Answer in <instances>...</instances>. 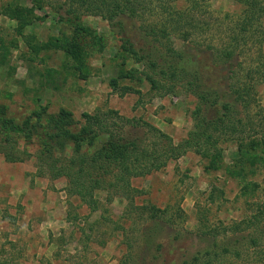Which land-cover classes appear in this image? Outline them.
I'll list each match as a JSON object with an SVG mask.
<instances>
[{
  "label": "rangeland",
  "instance_id": "374dc122",
  "mask_svg": "<svg viewBox=\"0 0 264 264\" xmlns=\"http://www.w3.org/2000/svg\"><path fill=\"white\" fill-rule=\"evenodd\" d=\"M51 2L56 8L67 4L59 12H41L30 0H0V103L18 123L42 109H64L72 113L76 131L83 114L115 112L113 123L130 138L143 136L148 124L175 145L183 143L194 130L198 104L188 81L163 83L174 86L169 92L152 89L142 74L151 72L149 66L124 52V39L144 55L158 54L161 43L183 53L188 80L198 71L213 87L235 83L228 78L238 75L241 84L253 87L251 113L258 104L264 108V17L257 22L242 2L164 0L167 8L187 14H173L177 24L155 39L147 34L160 30L167 14L123 15L111 24L79 7L78 18H65L73 2ZM10 10L22 11L25 20ZM245 19L254 21L246 33ZM74 43L81 61L65 49ZM226 49L235 50L233 60L218 58ZM131 70L137 72L133 79L122 78ZM122 88L131 91L122 95ZM104 140L85 150L95 152ZM39 149L36 141L19 139L13 151L19 161L8 162L0 153V264H185L196 255L204 264L205 251L225 244L240 257L226 255L212 264H264V169L245 182L228 173L240 158L236 140L220 143L215 168L210 158L188 151L159 171L132 178L129 188L97 191L96 211L69 192L67 177H51L39 163ZM72 151L68 147L63 158ZM151 208L161 210L156 219ZM255 217L261 219L257 226ZM149 241L162 248L156 251Z\"/></svg>",
  "mask_w": 264,
  "mask_h": 264
},
{
  "label": "trees",
  "instance_id": "16d2710c",
  "mask_svg": "<svg viewBox=\"0 0 264 264\" xmlns=\"http://www.w3.org/2000/svg\"><path fill=\"white\" fill-rule=\"evenodd\" d=\"M30 1L32 9L41 12H44L46 7L57 9L56 12H59L67 4V2L60 4L56 8L51 0ZM236 1L244 3L247 7V15L256 16L257 22H260L261 16L264 17L263 0ZM69 2L73 3L66 14L71 16H64L65 18L72 16L78 18L76 7H79L86 13L102 16L111 24L117 19H122L123 15L136 18L145 14H167L162 28L159 30L153 27L147 34L153 35L154 39L166 34V26L177 24L173 14H177L179 18L187 14V11L176 13L173 8H167L164 0H69ZM10 12L13 18L19 17L25 20L22 11L10 10ZM249 19L253 20L251 17ZM145 25L147 26L148 23ZM252 25L254 21L245 19L242 32H248ZM124 41L122 46L124 52L149 66L151 72H142V74L151 83L152 89H166V92H169L174 90V86L167 89L163 83L188 81L187 91L197 98L198 104L193 113L194 130L189 133L187 139L175 145L168 135L148 124L143 136L130 138V134H124V128H121L120 133V127L113 123L115 112L83 114L84 124L76 131L73 129L75 120L72 113L64 109L58 114H49L46 109H42L34 112L22 123H18L14 118L9 117L7 107L0 103V153L8 162L19 161L13 153L19 139L29 144L36 141L40 148L38 159L42 167H47L54 179L67 177L70 180L69 192L78 196L92 211L98 209L99 203L95 198L97 191L114 187L129 188L132 178L159 171L166 167L169 161L178 160L188 151H195L203 157L210 158V167L215 168L222 155L221 150L218 149L222 141L232 139L238 142L240 158L235 162L234 168L228 170L231 176L245 182L246 176L256 175L257 169H264V108L259 104L256 105L258 110L251 115L249 107L254 101L251 95L252 86L241 84L238 75L235 78H228V81L235 83L207 86L198 71L188 80L189 72L184 67L186 63L184 64L183 53L176 52L167 44L161 43L158 54L144 55L142 54L144 50L139 52L140 50H137L130 40L124 39ZM65 49L72 58L81 61V49L76 43L66 44ZM235 53L233 49L219 51L218 58L224 61L233 60ZM136 74V71L131 70L122 74V78L133 79ZM234 74L233 72L232 76ZM247 77L251 78V74L248 73ZM112 86L116 89L118 81L113 80ZM122 89L124 91L122 95L128 90L131 91L130 88ZM241 108L245 110L242 111ZM243 112L246 113L245 116ZM102 137H105V140L99 149L95 152L85 150L100 143ZM151 139L153 142L148 144L147 141ZM68 147H72L73 151L70 157L64 159L63 155ZM248 168L249 172H246ZM246 189L249 191L248 184ZM158 211L161 212L151 208L149 213L152 219L158 217ZM255 218L257 226L261 219ZM257 240H252V243H256ZM155 244V241H149V245ZM156 245V251H159L162 246ZM226 255L240 257V252L236 250L233 252L225 244L219 247V250L205 251L204 264L222 262ZM185 264H203V259L196 255L192 262L189 260Z\"/></svg>",
  "mask_w": 264,
  "mask_h": 264
},
{
  "label": "crops",
  "instance_id": "0c3cea01",
  "mask_svg": "<svg viewBox=\"0 0 264 264\" xmlns=\"http://www.w3.org/2000/svg\"><path fill=\"white\" fill-rule=\"evenodd\" d=\"M44 223H46V222H44Z\"/></svg>",
  "mask_w": 264,
  "mask_h": 264
}]
</instances>
